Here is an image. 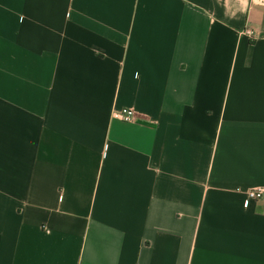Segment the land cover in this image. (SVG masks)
<instances>
[{
  "label": "crops",
  "instance_id": "crops-1",
  "mask_svg": "<svg viewBox=\"0 0 264 264\" xmlns=\"http://www.w3.org/2000/svg\"><path fill=\"white\" fill-rule=\"evenodd\" d=\"M249 189L264 0H0V264H264Z\"/></svg>",
  "mask_w": 264,
  "mask_h": 264
},
{
  "label": "built area",
  "instance_id": "built-area-1",
  "mask_svg": "<svg viewBox=\"0 0 264 264\" xmlns=\"http://www.w3.org/2000/svg\"><path fill=\"white\" fill-rule=\"evenodd\" d=\"M243 33L246 34L249 38L253 37V30L250 28H246L243 30ZM114 116L124 120V121H132L134 119V111L131 108H121L114 111ZM244 205L248 206L251 201L258 200L264 196V193L260 189H249L245 192Z\"/></svg>",
  "mask_w": 264,
  "mask_h": 264
}]
</instances>
